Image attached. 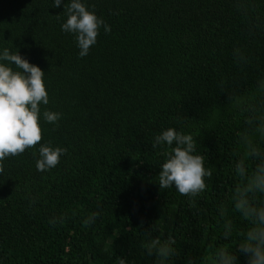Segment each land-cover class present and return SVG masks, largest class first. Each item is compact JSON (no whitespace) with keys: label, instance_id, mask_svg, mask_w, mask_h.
<instances>
[{"label":"trees","instance_id":"16d2710c","mask_svg":"<svg viewBox=\"0 0 264 264\" xmlns=\"http://www.w3.org/2000/svg\"><path fill=\"white\" fill-rule=\"evenodd\" d=\"M83 2L111 32L101 27L81 58L75 35L61 28L68 0L59 8L53 0H0V50L19 51L45 72L41 144L67 149L45 172L36 168L40 144L2 162L0 264H116L118 257L155 264L143 244L149 232L169 230L177 255L168 264H210L218 247L235 252L239 239L224 240L222 226H250L231 200L240 183L234 150L249 125L228 96L255 94L264 116V94L256 92L264 79V0ZM236 48L245 63L234 59ZM45 110L62 114L56 125L44 121ZM170 127L193 135L213 169L192 202L157 183L169 149L152 143ZM92 213L99 215L87 226ZM61 216L63 223H49Z\"/></svg>","mask_w":264,"mask_h":264},{"label":"clouds","instance_id":"9594fccd","mask_svg":"<svg viewBox=\"0 0 264 264\" xmlns=\"http://www.w3.org/2000/svg\"><path fill=\"white\" fill-rule=\"evenodd\" d=\"M53 3L54 7L59 8L62 0H53ZM63 12L67 18L61 25L62 31L75 35L81 58L87 56L90 48L96 44L101 27L106 33L111 32V26L98 17L95 11L90 10L83 0H68ZM57 19H60L59 15ZM233 55L238 64L247 61L239 48L234 50ZM44 76V70L30 63L19 51L12 52L8 47L0 50V173L4 171L2 162L5 159L20 156L38 144L40 147L36 168L40 172L56 167L61 156L67 153L66 148L53 147L51 143L41 144V105L49 103ZM256 92L264 94V79L258 81ZM228 102L241 113L248 114L246 123L249 128L239 136L238 147L234 150L236 159L233 173L240 183L236 184L231 200L234 209L250 226L237 230L230 220H225L222 238H238L236 251L218 247L207 259L210 264H237V254L242 253L247 257V264H264V199H261L264 197V150L260 147V142L264 141V116L257 115L255 94L248 97L229 95ZM61 116V113L50 110L43 112L44 121L54 125ZM152 148L169 149L162 152L164 160L157 176L160 189L175 187L180 195L189 197L190 202L206 191V178H212L213 169L206 167L204 156L197 153L193 135L170 127L154 137ZM251 162L254 163L250 166ZM34 202L33 198L30 203ZM218 211L219 216L224 218L226 208L223 204ZM98 215L99 213H92L84 220V224L90 226ZM63 219V216L53 217L49 223L55 226L63 223ZM149 236L143 244L147 256H155V264H168L177 255L176 238L172 231L169 230L167 235L161 231L157 236H151L149 232ZM116 264H126V260L118 257ZM187 264L196 262L189 259Z\"/></svg>","mask_w":264,"mask_h":264}]
</instances>
